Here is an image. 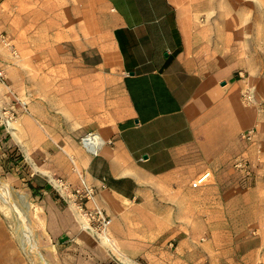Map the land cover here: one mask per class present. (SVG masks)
Masks as SVG:
<instances>
[{"label":"crops","instance_id":"0c3cea01","mask_svg":"<svg viewBox=\"0 0 264 264\" xmlns=\"http://www.w3.org/2000/svg\"><path fill=\"white\" fill-rule=\"evenodd\" d=\"M240 23H233L229 6L217 0H0V32L14 37L18 53L20 43H36L38 57L52 60L62 46L84 52L92 45L104 59L113 60L110 81L98 77L95 82L93 107L70 82L52 83L49 76L63 71L44 67L45 62L10 68L8 80L17 92L39 91L40 98L49 84L58 85L49 113L35 100L27 112L17 107L14 134L32 152L55 155L63 167L60 178L71 190L82 181L93 188L85 209L100 207L111 218L108 235L122 253L116 254L129 263L140 253L152 261V253L159 251L161 264L169 259L176 264H233L227 256L232 243L218 245L211 237L200 242L201 233L179 239L172 251L170 238L155 250L152 241L167 231L169 218L183 216L189 203L199 213L194 204L210 180L197 188L190 180L205 172L212 176L215 167L245 154L248 144L257 146L256 136L246 142L241 134L258 122L260 133L264 112L243 104L241 92L255 85L253 97L263 102L264 81L253 77L255 62L239 35ZM256 43L264 40L256 38ZM241 70L249 77L235 75ZM25 74H34L31 88L17 80ZM113 80L116 88L108 85ZM39 103L44 106L43 99ZM89 131L105 140L97 156L77 143ZM67 155L73 156L76 174ZM154 195L160 196L159 216L152 211ZM50 201L45 202L50 206ZM48 211L47 234L58 238L67 226H56L55 208ZM156 216L164 223L153 224ZM72 227L79 229L75 223ZM85 233L86 264H94L103 249ZM64 258L60 254L58 263Z\"/></svg>","mask_w":264,"mask_h":264},{"label":"rangeland","instance_id":"374dc122","mask_svg":"<svg viewBox=\"0 0 264 264\" xmlns=\"http://www.w3.org/2000/svg\"><path fill=\"white\" fill-rule=\"evenodd\" d=\"M217 3H226L230 8L233 23L238 20L241 25L243 24L242 33L239 32V35L241 40H246L249 59L255 62L253 77L264 81V43L263 45L256 43V38L264 40V0H217ZM1 34L4 36L0 38V69L4 72L5 80L0 84V182L8 185L15 205L23 211L21 212L26 219H29L27 220L31 223L30 230L33 239L37 242L39 250L48 264H60L58 263L60 254L66 257L62 260V264H86L88 256L82 249L85 242L83 243L81 239L82 233L85 231L80 229L73 205L67 200L64 192L57 188L58 181L65 182L60 178L62 164L55 162L56 156L53 154L32 152L31 145L26 147L25 142L19 141L14 134V128H12L17 117V107L27 112L28 106H31L33 100L49 113V108L54 101L52 96H54L58 85L49 84L48 87H45L42 90L41 98L39 91L25 90L19 93L9 84L8 73L10 68L16 66L31 67L39 62L41 64L45 62L44 67L54 66L59 71H63L49 76L52 83L70 82L72 88L86 93L87 100L92 101L88 106H92L95 103L93 102L95 82L98 77L105 78L103 81H110L113 60L104 59L97 47H91L92 45H86L87 50L84 52L74 46H69L68 49L62 46V49L57 51V58L52 60L39 58L36 43H20L21 50H18V53L15 49V45H18L14 42V37L5 31H2ZM260 46L263 50L260 49ZM27 52L29 55L26 56ZM240 72L242 73H235V75H240V79L249 77L245 70ZM39 76L42 77L41 74ZM33 77L34 74H25L17 76V80L31 88ZM11 83L14 84V80ZM108 85L111 88H116L117 83L113 80ZM248 90H251L253 97L256 86L245 87L241 92V101L247 106H257L263 113L264 101L256 102L254 97L253 102L243 100L242 94ZM42 99L44 106L39 103ZM51 113H54L53 109ZM11 115L12 118L8 122ZM261 125L260 133V122L252 127L256 131L257 146L248 144L245 154L233 155L225 166L215 167L212 176L209 172V189L206 192L201 191L199 203L196 200L194 204L195 207L199 205V213L195 209L192 212V204L189 203L184 208L183 216L169 218L167 231L152 241L153 250L168 237L170 238L168 251H172L179 239L187 237L192 232H197L203 234L200 242L211 237L218 245L223 242L225 244L232 243V251L227 256L231 257L233 264L243 263L246 259L248 261L245 263L248 262V264H264V120ZM259 134H261V138ZM80 138L77 143L81 147ZM56 149L62 151L60 145H57ZM239 157L247 161V169L244 171L234 165L236 158ZM67 158L69 164H72L71 171L76 174V168L72 161L73 156L67 155ZM50 161L52 162L50 163ZM191 182L192 180H190V185ZM154 197L157 206L154 208L153 205L152 211L159 216L160 196L154 195ZM48 198H51L50 206L48 202H45ZM58 199L61 200L60 203L57 201ZM39 206L42 207L41 212L38 210ZM50 207L55 208V212H57L55 213V225L67 226V228L61 229L62 233L58 238L47 234V224L51 217V212L48 211ZM157 216L152 219V223L159 226L160 222L164 223L165 220H160ZM74 223L79 228L76 232L72 231ZM21 228L16 214L0 200V264L35 263L37 257L32 254L24 241ZM92 238L93 242L100 244V249H103V256L102 254L98 255L94 264L131 263L116 253H112L109 246L102 243L103 240L94 235ZM53 244L56 246L52 247ZM170 244H173L172 247ZM223 250L225 249L221 251ZM158 252L152 253V261L149 258L145 259L142 253L137 254L131 264H161L158 262L160 258ZM106 256H108L107 259ZM164 264L176 263L169 259Z\"/></svg>","mask_w":264,"mask_h":264},{"label":"built area","instance_id":"2783aa9c","mask_svg":"<svg viewBox=\"0 0 264 264\" xmlns=\"http://www.w3.org/2000/svg\"><path fill=\"white\" fill-rule=\"evenodd\" d=\"M5 76L3 70L0 69V84L4 83ZM242 98L246 102H253L251 90L245 91L242 94ZM12 115L8 118V122L11 120ZM256 135L254 128H251L241 134V139L246 142H251ZM99 136L95 131H89L80 138L81 147L90 155L97 156L99 150L104 145L97 143ZM235 167L241 170L247 169V161L244 158H236ZM210 176L209 172H205L198 176L191 184L192 187L197 188L204 185ZM58 190L64 192L67 200L73 205L74 210L77 214L80 229L91 233L92 235L103 240V237L108 235V229L111 224V218L106 215L105 211L95 206L91 210L85 209V202L90 201L94 197L93 188L87 186L82 181V186L75 190H70L69 185L62 180L57 183Z\"/></svg>","mask_w":264,"mask_h":264},{"label":"bare ground","instance_id":"6f19581e","mask_svg":"<svg viewBox=\"0 0 264 264\" xmlns=\"http://www.w3.org/2000/svg\"><path fill=\"white\" fill-rule=\"evenodd\" d=\"M13 127H14V124L12 125V128ZM97 143H99L100 145H103L105 143V140L101 136H99V140L97 139ZM0 200L16 214L20 222V225L22 227L21 233H22L23 239L27 243V246L29 247L32 254H34L37 257L34 264H48V262L43 258L39 250V247L37 245V242L35 241V239H33V236H32L33 234H32V231L30 230L31 223L28 221L29 219L27 218L28 219L27 220L25 215L22 213L23 211L20 210L15 205L14 200L11 197L10 189L8 185L4 182H0ZM102 243L104 245L109 246L110 249H112L115 253L122 255L121 251L119 250V246L109 235H107L106 237H103Z\"/></svg>","mask_w":264,"mask_h":264},{"label":"water","instance_id":"95a60500","mask_svg":"<svg viewBox=\"0 0 264 264\" xmlns=\"http://www.w3.org/2000/svg\"><path fill=\"white\" fill-rule=\"evenodd\" d=\"M224 85V84H223Z\"/></svg>","mask_w":264,"mask_h":264}]
</instances>
